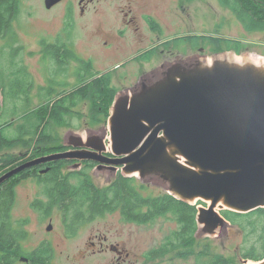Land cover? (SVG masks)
<instances>
[{
	"label": "flooded vegetation",
	"instance_id": "1",
	"mask_svg": "<svg viewBox=\"0 0 264 264\" xmlns=\"http://www.w3.org/2000/svg\"><path fill=\"white\" fill-rule=\"evenodd\" d=\"M41 1L43 15L57 20L59 26L54 33L40 36L36 53L65 70L71 63L77 65L73 71L76 83L85 75L82 68L85 64L94 68L91 82L95 81L98 70L101 75L109 73L111 78L117 67L124 66V74L114 75L120 87H124L120 89L113 84L117 90L114 100L122 103L168 76L176 77L177 71L205 65L209 55L225 52L218 49L224 39L243 42L225 32L227 22L236 20L242 28V37L264 30L263 22L256 25V11L264 18V0H247L251 10L239 4L241 0H57L49 7L45 6V0ZM213 5H216L215 17L208 23L209 16L214 15L209 12L214 10ZM13 6V12L4 19V28H0V37L17 33L11 28ZM1 46L21 49L16 41ZM25 50L27 54L34 53L32 49ZM20 61L24 62L23 57ZM27 86L18 93L20 97H27ZM70 89L62 87L51 94L61 99ZM91 107L92 100L85 98L69 109L74 115H89ZM106 125H102L104 131L99 130L98 134L88 130L85 140L71 136L67 141L63 136L50 141L48 144L55 149L34 156L37 142H29L27 128L19 126L17 135L6 132L3 137L16 143L9 150L16 159L0 168V177L19 165L60 152L93 153L96 157L110 158L113 155ZM102 142L105 146L102 154L92 152V147ZM14 148H20L19 153ZM122 167L112 162L62 158L31 163L2 181L0 264H136L144 258L138 247L129 248L128 238L110 227L107 220L115 212L124 217V187L114 188L117 179L124 178ZM150 175L125 176H134L145 184ZM95 177L103 179V184H98ZM140 192L144 197L162 194H151L147 184ZM101 220L105 222L100 223ZM196 238L195 245L190 242L185 247V257H170L171 262L185 259L189 264H245L248 260H258L237 253L227 259L223 253H215L213 261L208 262L210 239ZM154 251L158 253L151 251V256L163 254L159 248Z\"/></svg>",
	"mask_w": 264,
	"mask_h": 264
},
{
	"label": "water",
	"instance_id": "2",
	"mask_svg": "<svg viewBox=\"0 0 264 264\" xmlns=\"http://www.w3.org/2000/svg\"><path fill=\"white\" fill-rule=\"evenodd\" d=\"M107 122L110 158L55 153L13 168L0 183L31 163L90 159L122 165L124 175L157 174L173 196L206 202L196 212L204 232L228 223L219 210L264 207L263 67L213 61L177 71L123 103L115 100ZM92 149L98 155L105 146Z\"/></svg>",
	"mask_w": 264,
	"mask_h": 264
},
{
	"label": "rangeland",
	"instance_id": "3",
	"mask_svg": "<svg viewBox=\"0 0 264 264\" xmlns=\"http://www.w3.org/2000/svg\"><path fill=\"white\" fill-rule=\"evenodd\" d=\"M41 4V0H20L19 4L17 5V8L20 5V9L18 14L14 16V20L11 24V28L17 33L14 35L9 34L4 37H0V123L6 119H14V124L5 129L6 132L13 135L18 134V131L20 130L19 126H24L28 120H31V118H25L24 111L35 107L42 102V99H45L46 97H56L54 94H51L52 92L59 90L62 87L72 89L77 84L73 74V71L77 65L71 63V67L66 68L65 70V68H59L58 66L50 64L48 58L46 57L41 59L39 54L36 53L39 51L38 40L40 36L43 34L48 36L50 33H54L56 28L59 26V22L57 20H49L45 17V15H43L45 13L41 7ZM213 6L214 10H210L209 12L213 13L214 15L209 16L208 23L212 22V17H215L216 5ZM228 15L231 16L229 13ZM224 30L231 36V38L243 39V42L248 43L249 48L242 50L240 53L225 51L218 53L217 56L209 55L208 61L206 62L207 64L211 65L214 59L219 57L222 59V57L228 55H234L240 58L239 62L241 64L244 63L253 65L254 61L259 62V60L264 59V30L262 32H258L257 34L255 33L252 35H246V37H242L240 35L243 32L242 28L236 20L227 22L224 25ZM13 41H16L18 46L21 45L20 50L14 49L10 46H5L2 48L1 45L11 44ZM25 48L32 49L34 51L33 55L31 53L27 54ZM22 57L24 62L20 61ZM90 67L94 69L93 66ZM105 69L103 71H105ZM115 74H124V66L117 67L111 76V84H115L116 87L119 88L121 84L118 82V78L114 76ZM85 79L90 80L87 77L84 78V80ZM26 86L27 97H20L18 93ZM123 87L124 86L120 87V89ZM114 102L115 100L112 101L111 106ZM111 106L109 109V114ZM88 118L89 116L84 113L82 119L73 118L71 120L72 126H51V132L54 134H59L60 137L65 136L66 140L68 141L71 139V136H80L81 139L85 140L88 130L92 131L94 134H98L99 130L101 132L104 131H102L103 124L90 125L88 123V127L86 124ZM107 119L104 124H107L106 127L108 129L109 125ZM25 127L28 130L33 129L31 126ZM30 134L31 132H28L26 135L29 137ZM108 137L109 134L107 136V140ZM17 145L20 146L19 144ZM13 151L15 153H19L20 148H14ZM3 152L11 153L8 150H3L1 153ZM133 175L139 177L138 174ZM95 180L100 185L104 182V180L99 177H95ZM145 181H147L145 184H147V187L150 188L151 194L153 195L169 192L166 183L157 174H151L145 179ZM145 192H147V190ZM198 202L199 200L192 201L191 203L195 204L197 208L199 206L207 205L206 202L200 204ZM219 213L221 214V210H219ZM107 218L110 227L122 231L128 238L129 248L138 247L140 252L144 255V258H141L136 264H169V261L171 262L173 260H170V257L177 256V252H186L182 250L183 247H178L176 250L161 254V256H159L160 254H154V256H151L150 254L151 251L158 253V251L154 250H158V248L160 250L161 246L163 245L162 242L164 235L169 230L173 231L177 229V221L174 219V215L171 213L167 214L166 216L157 217L149 224H140L127 221L124 219L121 213L116 212L109 214ZM104 222V220L100 221V223ZM193 235L194 243L192 245H195L198 242L196 237H207L210 239L208 246L211 248H209L207 251L209 255L207 257L208 262L213 261L211 259L214 257L215 253H223L227 259L233 258L232 254L236 253L241 257H243V255L246 256L244 254V250H246L248 247L245 245L246 240L237 226L230 225V222H228L223 227L216 228L212 233L203 232L202 226L198 225V229L195 230ZM262 257H264V255ZM262 257L258 260L245 261V264L256 263L257 261L261 260ZM171 264L189 263L185 262V259H177L173 263L171 262Z\"/></svg>",
	"mask_w": 264,
	"mask_h": 264
},
{
	"label": "trees",
	"instance_id": "4",
	"mask_svg": "<svg viewBox=\"0 0 264 264\" xmlns=\"http://www.w3.org/2000/svg\"><path fill=\"white\" fill-rule=\"evenodd\" d=\"M19 2L20 0H0V28H4L6 15L13 12V4H15L13 15L16 16L18 14L19 9L17 10V5ZM239 4H242L246 10H251V6L247 0H241ZM5 6L7 9H4ZM256 14V25H259L261 22L264 23V18L260 14V11H256ZM247 45L241 41L232 42L224 39L223 44L218 49L240 53L242 50L247 49ZM82 68L85 69V75H81L77 84L68 91L70 93L66 97L61 99L46 97L35 107L24 111L25 118H31V120H28L23 128H26L25 126L33 127L32 130L27 129V133L31 132L29 142H37L33 147V156L56 148L48 144L50 141L60 140L59 134L51 132V126H72L71 120L73 118L82 119V114L74 115L69 108L77 105L85 98L92 100V107L90 114L87 115L89 116L87 122L90 125L105 123L109 115L111 103L114 100L116 88L111 84L109 73L101 75L99 71H96L97 77L94 82H91L90 80H84V78L90 79L94 71L91 70L92 68L88 64L83 65ZM13 124L14 119H6L0 123V168L4 165L12 164L16 159L13 158L14 155L12 153H1L3 150L9 151L16 144L9 142L3 137L6 133L5 129ZM123 187L125 220L143 223L154 221L157 217L166 216L170 213L174 215V219L177 221V229L173 231L169 230L164 235L163 245L159 250L161 253L173 251V247H183L182 250H184L190 242L194 243L193 233L197 229V207L195 204L184 201L170 193H162L154 197H144L140 190L145 188V184L139 183L138 178L134 176L127 177L124 175V178L120 176L114 188L120 190ZM198 203L204 202L199 200ZM221 214L230 222V225L237 226L244 236L246 240L245 245L248 246L244 250V254L254 259H260L264 255V207H259L246 213L223 209L221 210ZM177 254V257H185L187 253L177 252Z\"/></svg>",
	"mask_w": 264,
	"mask_h": 264
},
{
	"label": "bare ground",
	"instance_id": "5",
	"mask_svg": "<svg viewBox=\"0 0 264 264\" xmlns=\"http://www.w3.org/2000/svg\"><path fill=\"white\" fill-rule=\"evenodd\" d=\"M228 55V54H227ZM213 61H220V62H223V63H232V64H237V65H242L244 63H240V58L236 57V56H232V55H228V56H225V57H222V59L219 57V58H216L214 59ZM253 62V61H252ZM205 65H209V64H205ZM253 65L254 66H259V67H263L264 68V59L263 60H259V62H256L254 61L253 62ZM225 219V218H224ZM226 220V219H225ZM227 221V220H226ZM228 222V221H227ZM254 264V263H253Z\"/></svg>",
	"mask_w": 264,
	"mask_h": 264
}]
</instances>
